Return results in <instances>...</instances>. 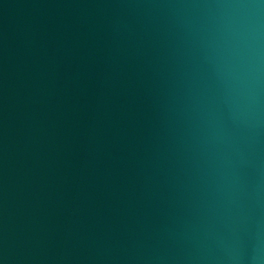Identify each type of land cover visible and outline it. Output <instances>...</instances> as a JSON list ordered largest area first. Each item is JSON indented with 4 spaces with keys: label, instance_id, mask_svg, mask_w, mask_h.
I'll use <instances>...</instances> for the list:
<instances>
[{
    "label": "water",
    "instance_id": "obj_1",
    "mask_svg": "<svg viewBox=\"0 0 264 264\" xmlns=\"http://www.w3.org/2000/svg\"><path fill=\"white\" fill-rule=\"evenodd\" d=\"M0 264H264V0H0Z\"/></svg>",
    "mask_w": 264,
    "mask_h": 264
}]
</instances>
